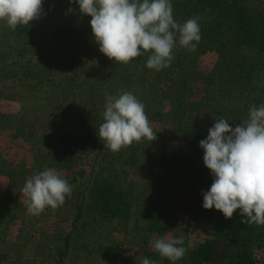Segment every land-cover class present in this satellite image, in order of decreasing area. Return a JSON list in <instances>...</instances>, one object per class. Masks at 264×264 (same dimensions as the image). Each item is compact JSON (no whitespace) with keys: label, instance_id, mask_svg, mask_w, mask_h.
Returning a JSON list of instances; mask_svg holds the SVG:
<instances>
[{"label":"trees","instance_id":"16d2710c","mask_svg":"<svg viewBox=\"0 0 264 264\" xmlns=\"http://www.w3.org/2000/svg\"><path fill=\"white\" fill-rule=\"evenodd\" d=\"M172 8L180 23L198 18L201 39L194 52L177 44L170 66L155 71L145 67L148 54L127 64L109 60L93 40L90 17L80 14L76 4L43 0L42 15L28 25L13 30L0 21V87L9 79L39 87L55 73L65 77L61 114L45 123L46 157L60 164L76 148L90 158L89 171L75 177L83 182L64 239L69 256L79 252L84 261L95 264H126V257L117 256L121 249L118 237L123 240L129 234L133 243L139 237L173 235L182 237L187 249L174 264H264V225L242 222L245 218L238 213L225 219L215 210L202 208L201 193L209 189L212 177L198 147L214 120L225 118L235 126L247 119L252 106L264 104V0H172ZM207 53L215 55V62L203 74L197 65ZM196 90L202 94L189 100ZM124 91L144 104L150 126L171 125L170 136L155 147L139 183L125 177L129 172H141L140 163L152 148L150 141L142 138L112 152L96 136L108 98ZM79 97L85 103L78 105ZM1 101L3 162L17 140L33 138L35 127L23 132V124L13 122L16 115L12 111H1ZM5 178L6 185L0 186V262L21 264L25 246L7 240L12 210L18 203L13 191L20 184V175ZM178 200L202 215V237L193 248L188 247L186 237L191 223L180 222L170 212ZM133 215V230L128 232ZM100 235L104 236L102 243L97 242ZM110 236L115 240L108 241ZM88 237L94 242L86 240ZM77 238L81 240L78 245ZM66 248L56 264L82 262L81 257L76 260L78 255L63 261ZM145 254L143 258L158 264L155 251L146 249Z\"/></svg>","mask_w":264,"mask_h":264},{"label":"clouds","instance_id":"9594fccd","mask_svg":"<svg viewBox=\"0 0 264 264\" xmlns=\"http://www.w3.org/2000/svg\"><path fill=\"white\" fill-rule=\"evenodd\" d=\"M79 13L90 17L89 27L98 51L116 64L148 54L145 67L160 71L170 66L177 44L194 52L201 39L198 18L183 23L173 16L172 0H69ZM43 0H0V21L10 29L42 15ZM72 11V9H69ZM96 136L112 152L156 134L144 104L131 92L109 97ZM202 163L212 177L202 192V208L231 219L264 225V104L252 106L248 117L233 126L219 118L198 143ZM72 185L56 168L38 170L25 180L21 192L27 213L39 215L46 207L61 206ZM153 250L172 264L185 256L182 237L165 236L150 241ZM141 264H153L145 257Z\"/></svg>","mask_w":264,"mask_h":264},{"label":"rangeland","instance_id":"374dc122","mask_svg":"<svg viewBox=\"0 0 264 264\" xmlns=\"http://www.w3.org/2000/svg\"><path fill=\"white\" fill-rule=\"evenodd\" d=\"M214 62L215 55L207 53L199 58L197 69L199 72L206 74L211 70ZM65 81L64 75L55 73L48 83L43 86L36 87L30 82V84L27 85L28 83L25 84L20 80L9 79L3 81L0 87V99H2L1 111L7 110L8 113L9 111H12L16 115L13 122L16 123L19 120L18 122L23 124L22 130L25 133H27L29 126L35 127L33 128V138L30 140H17L11 150L5 154V161L0 162L1 176L6 177L11 174L20 175V184L17 185L13 191L14 195L18 198V203L14 210H12L14 218L10 217L11 224L7 233V240L22 243L25 246V253L21 259V264H56L60 261V252L63 248H66L64 239L70 231L71 217L74 214L76 207L75 196L83 182L82 178L77 179L75 177L79 172L81 173L84 171L87 173L90 168V158L86 153L76 148H71L69 150V156L66 157L65 155L64 158L66 159L62 158L60 164L54 162L53 159L46 157L48 152V136L45 123L54 121L61 114L64 103V90L66 88ZM79 93H82V91ZM201 94L200 90H196L189 96V100L195 99ZM76 103L81 105V103L85 102L79 97L76 100ZM151 128L153 133L156 134V138L150 142L152 148L140 163L141 172H129L125 177V180L127 181L130 180L136 183L141 181L144 171L148 167V163L153 158L155 147H157L162 140H165L170 136L171 125L169 124L162 126L159 124H152ZM45 168H56L61 173L62 177L67 179L72 185L73 190L71 195L66 197L61 206L55 209L46 207L38 217L37 215H30L27 213L25 198L21 189L27 178L33 175L36 171H42ZM5 177H2V179L0 178V186L3 182L4 185H6L7 181ZM4 185L3 187H5ZM134 195H137V193L133 194V196ZM189 197L191 200L190 195ZM132 201L136 202V199ZM192 201L193 200H191V202ZM132 205L133 210L135 204ZM169 209H171V207ZM187 209L188 211H186ZM170 212L174 213L175 216H179L180 222L187 221L191 223L190 228L187 230L186 237L188 247H195L202 237L201 229L199 228L202 215L197 212L196 209H190V206L188 204H183L181 200H178ZM1 215L6 216L5 213H2ZM133 226L134 215L130 218V222L127 225L128 232L133 230ZM111 235L113 236V233ZM112 236L108 237V241ZM129 236L130 235L128 234L123 240L118 237L119 240L117 241L121 243V249L117 256L118 258L119 256L126 257V264H141L143 257L146 255V249L154 252L150 241L169 235L139 237L133 243L132 240L129 241ZM103 237V235H100L97 242L102 243ZM90 239L92 238L88 237L86 240ZM112 239L113 241L115 240L114 238ZM75 240L77 245L81 243L80 238ZM91 241H93V239ZM0 249L2 248L0 247ZM66 251H68L67 248ZM253 252L256 253L255 250H253ZM67 253V257L64 256L62 258L65 262H68L69 258L71 259L75 255H78L79 257L76 258L78 262L81 261L80 257L82 258V262L79 264H95L93 260L88 261V259L84 261V257L79 252L73 253L70 256L69 253H71V251H68ZM157 255L158 264L162 263V261H168L158 253ZM0 264L2 263L0 262ZM107 264H117V262L112 261L110 263L107 262Z\"/></svg>","mask_w":264,"mask_h":264}]
</instances>
